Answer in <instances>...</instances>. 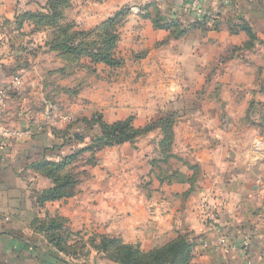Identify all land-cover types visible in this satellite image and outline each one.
<instances>
[{
    "label": "rangeland",
    "instance_id": "rangeland-1",
    "mask_svg": "<svg viewBox=\"0 0 264 264\" xmlns=\"http://www.w3.org/2000/svg\"><path fill=\"white\" fill-rule=\"evenodd\" d=\"M131 6L148 16L129 13L119 16L113 26L118 36L114 57L121 62L120 67L49 51L56 37L52 33L48 54L38 53L34 59L50 68L47 73L39 72L46 84L39 93L45 101L42 107L49 106L46 112L54 126L53 136L63 144L61 159L82 150L62 172L74 181L72 190L74 196L79 195L83 212L76 246H98L103 240H116L147 253L167 244L153 247L152 213L142 212L144 202L152 200L155 185L171 184L179 178V170H185L189 189L184 196L199 188V166L188 160L191 152L177 149L183 142L177 133L199 129V144L203 147L217 138L227 149L251 150L249 157L263 159L264 41L255 35L257 41L252 47H244L243 43L227 48L221 45L222 39L217 43V34L202 30L211 34L212 44L207 45L204 38L203 45L208 48L202 55H192L190 62L173 63V54L154 49L170 41L175 43L192 30L172 23L169 15L166 23L171 24L165 27L162 22L169 5L137 0H68L62 9L65 25L61 24V28L66 26V37H70L66 42L93 49L98 42V28ZM73 19L80 24L75 25ZM137 20L150 21L153 31L165 33L163 39L154 32L129 33L127 27L138 26ZM241 24L248 25L241 19L228 24L229 36L239 33H233L231 26ZM129 118L136 129L150 124L155 127L132 144L106 146L98 141L102 137L100 123L111 125ZM167 120L172 123L170 129L160 123ZM140 230L146 231L149 239L137 236ZM179 236L187 237L183 229Z\"/></svg>",
    "mask_w": 264,
    "mask_h": 264
},
{
    "label": "crops",
    "instance_id": "crops-1",
    "mask_svg": "<svg viewBox=\"0 0 264 264\" xmlns=\"http://www.w3.org/2000/svg\"><path fill=\"white\" fill-rule=\"evenodd\" d=\"M48 1L0 0V92L10 88L4 96L3 124L10 130L29 132L20 138L0 140V264H116L92 251L89 245L83 249L87 255L74 249L76 234L82 230L79 195L43 205L38 202L52 184L37 166L45 161L59 162L64 151L60 139L53 136L54 126L46 112L49 106L42 107L45 101L39 93L46 85L39 72L47 73L50 68L42 60L34 59L38 53L48 54L51 30H35L26 16L46 13ZM137 1L169 5L162 22L167 24L172 8L182 5L184 0ZM203 9L206 11L203 22L195 23L181 13L174 21L192 31L179 41H170L154 50L173 54V63H184L187 59L190 62L192 55H202L208 48L203 45L204 38L207 45L212 44L211 34L202 30L217 34V43L222 39V43L226 42L221 45L227 48L239 47L248 40L246 34L227 33L228 24L238 19L264 41V0H204ZM73 22L80 24L76 19ZM127 30L154 32L160 39L165 35L163 31H153L147 20ZM258 48L256 45L255 49ZM14 77L21 80L19 87L11 85ZM199 131L195 128L180 131L183 137L177 133L183 139L177 149L191 152L188 160L199 166V188L185 197L189 189L187 172L179 170L176 181L159 182L158 187L156 184L152 200L143 204L142 212L152 213L153 247L175 240L183 229L194 243L192 264H264V147L262 160L249 157L251 150L227 149L217 138L203 147L199 144ZM214 135L218 137V133ZM219 201L222 211L208 223H202V207ZM143 231L137 236L149 239V234ZM59 240L66 250L72 248V255L59 251L55 245Z\"/></svg>",
    "mask_w": 264,
    "mask_h": 264
},
{
    "label": "trees",
    "instance_id": "trees-1",
    "mask_svg": "<svg viewBox=\"0 0 264 264\" xmlns=\"http://www.w3.org/2000/svg\"><path fill=\"white\" fill-rule=\"evenodd\" d=\"M67 4L68 0H49L47 2L46 13L36 12L26 14L27 19L32 21L35 25V30H51L52 35L56 36L50 43L49 51H54L63 55L72 54L75 57H86L95 64H104L110 68L120 67L121 62L114 57V52L118 43V36L112 28L119 16L129 14L128 10L118 12L114 18L109 19L98 28L95 33L98 42H95L93 45L94 48L90 50L86 48H78L66 42L70 37H66V26L63 27V30L61 24L65 21L62 9L65 8ZM147 16L148 14L146 12L143 17ZM157 21H160V18H158ZM172 23L176 24V21ZM170 24L171 23L166 24L165 27L168 28ZM63 25H65V23ZM70 28H72V26L69 27V29ZM231 31L233 33L241 31L246 34L248 40L244 43V47H252L257 41L255 34L246 24H241L240 27L231 26ZM90 36L91 38L93 37V35ZM160 123L166 127V129L168 127L170 129L172 125L168 120L167 122L161 121ZM168 123H170V126ZM100 125L102 137L98 141L105 142L106 146L121 145L125 143L132 144L137 137L145 135L155 127L154 124H150L142 129H136L133 126L131 118L124 121H117L111 125L102 122ZM81 153L82 150L62 158L59 162L45 161L37 166L39 173L50 180L52 184L50 189L45 190L39 196V204L43 205L48 202L65 200L74 196L72 190L74 181L67 174H62V172ZM60 228L61 225H58L57 229ZM66 237H68L67 234ZM59 241L55 244L59 251L69 253L72 248L66 250V247H62L61 240ZM77 247L78 246L74 249L80 251L82 254V250L85 246L79 245V248ZM89 247L116 264H192L194 257V243L185 236H179L177 239L167 243L163 247L147 253L140 252L138 249H134L130 246H124L116 240H103L101 245L98 246L90 243ZM70 254L72 255L73 253L70 252ZM85 254L87 255L88 253L86 252Z\"/></svg>",
    "mask_w": 264,
    "mask_h": 264
},
{
    "label": "built area",
    "instance_id": "built-area-1",
    "mask_svg": "<svg viewBox=\"0 0 264 264\" xmlns=\"http://www.w3.org/2000/svg\"><path fill=\"white\" fill-rule=\"evenodd\" d=\"M204 0H184L182 2V5H178L176 7H173L170 11V18L172 20L177 19L181 13H185L187 16L192 18V21L197 22H203L205 20L206 11L203 9ZM128 12L131 14H134L135 16H144L145 12H142L139 10L136 6H131L129 9H127ZM11 85L14 87H19L21 85V80L19 78L14 77L12 79ZM10 88H6L5 91L0 92V140L3 138H20L24 136L25 132H19L16 130H10L6 128L3 124V118H2V112H3V105H4V96L5 93L9 92ZM206 204V201L203 203V205ZM201 212V221L202 223H208L214 218V215L218 212L222 211L223 205L222 202L219 201L217 204L212 205H206L205 207H202Z\"/></svg>",
    "mask_w": 264,
    "mask_h": 264
}]
</instances>
